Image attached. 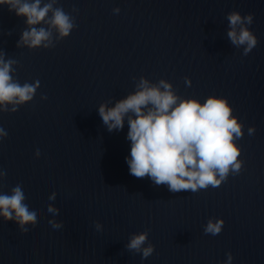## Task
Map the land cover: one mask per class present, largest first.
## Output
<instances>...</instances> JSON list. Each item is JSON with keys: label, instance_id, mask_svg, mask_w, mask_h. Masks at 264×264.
Segmentation results:
<instances>
[{"label": "water", "instance_id": "obj_1", "mask_svg": "<svg viewBox=\"0 0 264 264\" xmlns=\"http://www.w3.org/2000/svg\"><path fill=\"white\" fill-rule=\"evenodd\" d=\"M44 3L37 25L0 5V58L14 82H37L30 99L0 106V192L23 180L39 206V216L0 215V264H225L229 254L230 264H264V0ZM61 4L70 29L53 20ZM232 12L252 14L247 54L228 37ZM41 26L39 45L21 41ZM141 80L169 84L177 103L226 98L241 128L239 169L219 186L179 191L130 174L127 115L109 131L98 108ZM210 220H223L216 235L205 232ZM142 232L140 248H128Z\"/></svg>", "mask_w": 264, "mask_h": 264}, {"label": "clouds", "instance_id": "obj_2", "mask_svg": "<svg viewBox=\"0 0 264 264\" xmlns=\"http://www.w3.org/2000/svg\"><path fill=\"white\" fill-rule=\"evenodd\" d=\"M5 4L17 16H24L28 25L39 24L51 7L49 3L41 6V0H0V5ZM252 19V14L241 17L238 12H232L228 15V37L234 44L246 45L245 54L257 43L255 35L243 23L250 24ZM53 20L59 21L64 29H70L74 23L70 9L62 4L56 8ZM237 25H240L239 31ZM48 31L46 26L31 27L21 34V41L30 47L37 46L48 36ZM10 63L0 58V106L30 99L37 85L36 81L23 85L14 82ZM161 84L162 89L141 80L134 93L111 107L101 104L98 108L109 131L123 128L127 115L126 139L130 147L125 160L129 173L136 177L148 175L156 184L166 183L170 191L219 186L230 166L234 171L240 167L239 148L233 134L239 136L241 128L230 104L220 96H209L203 102L195 98L180 99L177 103L178 97L170 90V85L163 81ZM0 135H4L2 129ZM27 190L20 180L0 192V215L9 218L14 210L25 218L39 216V206L26 195ZM49 211H54L51 205ZM222 225L223 220H210L205 232L216 235ZM53 227L60 225L53 223ZM146 238L147 233L134 234L127 247L139 249ZM152 251V246L145 247L143 255ZM231 259L229 254L225 264H230Z\"/></svg>", "mask_w": 264, "mask_h": 264}]
</instances>
